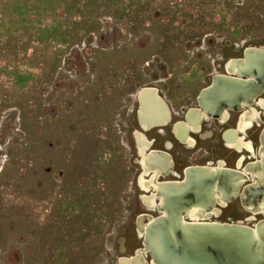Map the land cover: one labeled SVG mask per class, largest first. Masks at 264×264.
I'll return each instance as SVG.
<instances>
[{"label":"rangeland","instance_id":"374dc122","mask_svg":"<svg viewBox=\"0 0 264 264\" xmlns=\"http://www.w3.org/2000/svg\"><path fill=\"white\" fill-rule=\"evenodd\" d=\"M250 47L264 49L250 1L0 0V264L133 257L136 220L154 213L138 184L139 92L187 111Z\"/></svg>","mask_w":264,"mask_h":264},{"label":"water","instance_id":"95a60500","mask_svg":"<svg viewBox=\"0 0 264 264\" xmlns=\"http://www.w3.org/2000/svg\"><path fill=\"white\" fill-rule=\"evenodd\" d=\"M229 73L217 74L212 83L204 88L198 97L199 109H190L187 121L196 125L203 114L219 116L225 110L238 112L252 111L251 107L264 93V49L250 47L245 49L242 58L228 62ZM138 116L144 128L163 125L171 118V109L159 94L156 87L143 88L138 96ZM137 152L141 156L150 147L145 137L134 132ZM140 143V144H139ZM154 151L146 154L143 172L139 176L140 188L148 191L156 186L154 195L143 196L142 200L153 207L155 199L158 216L142 214L137 226L143 235L144 252L150 257L146 260L143 254L130 259L121 258L119 264H264V220L252 229L241 224H220L208 222H189L187 217H195L197 211L211 213L219 201L217 194L229 193L232 188L240 189L242 177L250 174L258 182L250 188L249 204L256 211H264V158L250 164L254 170L245 169L243 174L230 169L212 170L190 167L186 170L183 182H154ZM156 169V168H155ZM226 202H230L226 200ZM204 213V214H205ZM202 218L206 217L201 215ZM142 249H138L141 252Z\"/></svg>","mask_w":264,"mask_h":264},{"label":"flooded vegetation","instance_id":"af4514ba","mask_svg":"<svg viewBox=\"0 0 264 264\" xmlns=\"http://www.w3.org/2000/svg\"><path fill=\"white\" fill-rule=\"evenodd\" d=\"M236 1L242 5L250 1L256 8L264 7V0ZM243 55L244 52L241 57L237 58H242ZM222 74L228 75L229 73L225 69ZM194 108H200L198 100L195 107L189 108L187 111H171L170 120L163 125L143 130L138 116V102L136 117L133 119L131 127L137 126L141 131L146 132L147 138L152 139L153 142L147 154L152 151L164 154H154V170H156L154 171V182H183L186 178V170L190 167L212 170L230 169L242 174L245 169H248L250 172L254 170L255 168L250 166V164L260 161L261 154H263L264 158V93L252 105V111L245 110L238 112L229 109L217 117L203 114L202 120L198 125H196L195 119L192 121L193 125L189 124L186 119L188 111ZM243 114L246 115L243 116ZM235 129H240L241 141L235 140ZM144 161L145 157L140 164L141 166L144 165ZM250 174H247V177L245 175L241 176L242 185L239 190L232 188L229 193H222L221 197L217 194L219 201L211 213L197 211L194 218L187 217L186 220L189 222L241 224L247 225L254 230L257 229V224L264 220V211L258 212L256 211V207L249 204L248 193L244 188H250L258 183ZM153 191L155 195L157 192L155 184ZM229 199L230 202H226ZM155 200L158 202L159 198ZM147 206L151 207L150 202L147 203ZM156 206H153L154 213H150V215H159ZM244 214L248 215L247 217H251V222L256 223L243 224L240 222L238 218ZM201 215L206 217L202 218ZM258 217H260L259 220ZM131 244L134 246L135 243ZM132 245L127 247L126 250L128 248L130 250ZM139 253L143 254L149 262L150 257L144 252V244L142 251L136 253L134 256H137ZM136 264L141 263L137 260Z\"/></svg>","mask_w":264,"mask_h":264},{"label":"crops","instance_id":"0c3cea01","mask_svg":"<svg viewBox=\"0 0 264 264\" xmlns=\"http://www.w3.org/2000/svg\"><path fill=\"white\" fill-rule=\"evenodd\" d=\"M244 115H246V114H243V116ZM239 124L241 125V122L239 121ZM141 125H142V127H143V130H147V128H144V125L142 124V122H141ZM240 129H241V127H240ZM240 129H235L234 130V133H235V140L237 141H241L242 140V136L240 135V133H239V131H240ZM145 132V131H144ZM144 137H145V139L148 141V142H151L152 141V139L150 140L149 138H147L146 137V134L145 135H143ZM151 138V137H150ZM153 142V141H152ZM152 144V143H151ZM149 150V148L146 150V151H148ZM146 154H147V152H145V156H146ZM144 156V157H145ZM153 188V190H154V187H152ZM153 193H154V191H153ZM152 193V194H153ZM156 201V200H155ZM140 231V230H139ZM126 258V257H125ZM131 258V257H130ZM130 258H127V259H130Z\"/></svg>","mask_w":264,"mask_h":264}]
</instances>
